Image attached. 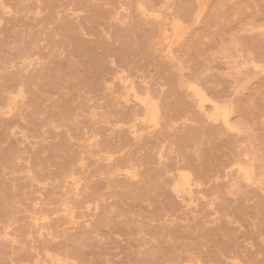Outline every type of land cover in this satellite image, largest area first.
Listing matches in <instances>:
<instances>
[{"label": "rangeland", "instance_id": "1", "mask_svg": "<svg viewBox=\"0 0 264 264\" xmlns=\"http://www.w3.org/2000/svg\"><path fill=\"white\" fill-rule=\"evenodd\" d=\"M144 2L0 0V264H264V0ZM144 5H149L148 9ZM154 26L156 29H152ZM171 83L176 84L175 90L169 86ZM85 102L96 107H87ZM181 108L186 109L184 114ZM214 124L216 127H212ZM190 126H194V132ZM101 128L106 131L103 133ZM251 128L253 132L247 133ZM145 138L150 146H146ZM226 139L232 140L227 143ZM177 146L179 150H174ZM99 161L102 164H97ZM252 163L263 170L260 172ZM160 165L165 169L163 175ZM91 189L96 193L91 195ZM127 190L132 192L131 198ZM215 201L221 203L215 205Z\"/></svg>", "mask_w": 264, "mask_h": 264}, {"label": "bare ground", "instance_id": "2", "mask_svg": "<svg viewBox=\"0 0 264 264\" xmlns=\"http://www.w3.org/2000/svg\"><path fill=\"white\" fill-rule=\"evenodd\" d=\"M140 1H142V0H140ZM148 1H150V0H148ZM146 2H147V0H146ZM146 2H144V3H146ZM144 3H143V4H144ZM147 4H149V3H147ZM141 5H142V4H141ZM138 6H139V5H138ZM144 6H145V5H144ZM147 6H149V5H147ZM147 6H145V7L147 8ZM142 7H143V6H142ZM143 8H144V7H143ZM143 8H142V10H143ZM137 9H138V8H137ZM147 9H148V8H147ZM149 9H150V8H149ZM183 10H185V9H183ZM183 10H182V11H183ZM185 12H186V11H184V13H185ZM188 14H190V13L188 12ZM128 15H129V14H128ZM137 15H138V14H137ZM144 15H145V14H144ZM181 15L184 16L183 13H182ZM129 16H130V15H129ZM117 18L119 19L118 16H117ZM131 19H133L132 16H131ZM131 19H130V20H131ZM177 20H178V19H177ZM133 21H136V19H135V20L133 19ZM137 21H138V18H137ZM133 23H134V22H133ZM130 24H131V23H130ZM134 24H135V23H134ZM172 24H173V23H172ZM138 25H140L139 22H138ZM138 25H137V27H138ZM79 26H80V25H79ZM77 27H78V26H77ZM133 27H136V26H133ZM133 27H132V28H133ZM132 28H131V29H132ZM66 29H67V28H66ZM70 29H72V28H70ZM70 29H69V27H68V30H70ZM134 29H135V28H134ZM152 29H156V27L154 26V28L152 27ZM63 30H64V29H63ZM132 30H133V29H132ZM173 30H174V28L172 29V31H173ZM65 32H67V30H66ZM171 37H173V36H171ZM171 37H170V38H171ZM147 39H148V38H147ZM143 40H144V39H142V41H143ZM175 40H176V39H175ZM81 41H83V40H81ZM145 41H146V40H145ZM145 41H144V42H145ZM84 43H85V42H84ZM81 44H82V42H81ZM87 44H88V43H87ZM125 44H126V43H125ZM144 44H145V43H144ZM83 45H84V44H83ZM83 45H82V46H83ZM80 46H81V45H80ZM80 48H81V47H80ZM176 48H177V47H176ZM237 48H238V47H237ZM262 48H264V47H262ZM262 48H261V49H262ZM165 49H167V48H165ZM173 49H174V48H173ZM187 49H188V48H187ZM239 49H240V47H239ZM242 49H243V48H242ZM124 50H125V49H124ZM248 50H249V49H248ZM250 50H252V49H250ZM259 50H260V48H259ZM84 51H85V50H84ZM87 51H88V50H87ZM122 51H123V50H122ZM233 51H234V50H233ZM262 51H263V50H262ZM89 52H90V48H89ZM123 52H124V51H123ZM126 52H128V51L126 50ZM177 52H178V49H177ZM223 52L225 53L226 51L224 50ZM227 52H229V51H227ZM231 52H232V51H231ZM243 52H244V50H243ZM243 52H242V53H243ZM254 52H255V51H254ZM254 52H252V53H254ZM85 53H86V52H85ZM128 53H129V52H128ZM193 53H194V52H193ZM233 53H234V52H233ZM89 54H90V53H89ZM228 54H229V53H228ZM231 54H232V53H231ZM234 54H235V53H234ZM234 54H233V57H234ZM236 54H237V53H236ZM127 55H128V54H127ZM224 55H225V54H224ZM224 55H223V56H224ZM241 55H242V54H241ZM91 56H92V55H91ZM93 56H94V55H93ZM98 56H99V55H98ZM123 56H124V55H123ZM180 56H181V55H180ZM226 56H227V53H226ZM228 56H229V55H228ZM228 56L226 57V58H227V59H226L227 61L230 60V59L228 58ZM243 56H244V55H243ZM253 56H254V54H253ZM255 56H256V55H255ZM263 56H264V55H263ZM85 57H86V56H85ZM87 57H88V56H87ZM94 57H95V56H94ZM121 57H122V56H121ZM124 57H126V56H124ZM124 57H122L123 60L125 59ZM224 57H225V56H224ZM230 57H232V55H230ZM256 57H257V56H256ZM256 57H253V58L256 59ZM259 57H260V55H259ZM98 58H100V57H98ZM126 58H127V57H126ZM248 58H249V57H248ZM253 58H252V59H253ZM262 58H264V57H262ZM262 58H259V59L262 60ZM238 59H240V58H238ZM245 59L247 60V58H245ZM255 59H254V61L257 60V59L255 60ZM259 59H258V60H259ZM125 60H126V59H125ZM125 60H124V61H125ZM180 60H181V59H180ZM241 60H242V59H241ZM248 60H249V59H248ZM232 61H233V60H232ZM239 61H240V60H239ZM239 61H238V63H239ZM263 61H264V60H263ZM263 61H262V62H263ZM233 62H234V61H233ZM260 62H261V61H260ZM125 63H127V61H126ZM238 63H236V65H237ZM182 64H183V63H182ZM230 64H231V61H230ZM232 64H233V63H232ZM101 65H102V64H101ZM126 66H127V65H126ZM156 66H157V65H156ZM230 66H232V65H230ZM230 66H229V68H230ZM136 67H137V66H136ZM227 67H228V65H227ZM232 67H233V66H232ZM239 67H240V66H239ZM248 67H250V66H248ZM251 67H252V66H251ZM122 68H123V67H122ZM156 68L159 69V67H156ZM168 68H169V67H168ZM168 68H167V69H168ZM229 68H228V71H227V72H230V71H229ZM163 69H164V68H163ZM201 69H203V68H201ZM207 69H208V68H207ZM230 69H231V68H230ZM234 69H235V66H234ZM244 69H246V68H244ZM247 69H248V68H247ZM98 70H100V69H98ZM101 70H102V69H101ZM114 70H115V69H114ZM204 70H205V69H204ZM232 70H233V68H232ZM242 70H243V69H241V71H242ZM248 70H250V69H248ZM251 70H253V69H251ZM115 71H118V70H115ZM126 71H127V70H126ZM164 71H165V70H164ZM182 71H183V67H182ZM244 71L246 72V70H244ZM244 71H242V72H244ZM188 72H189V70H188ZM242 72H241V73H242ZM115 73H116V72H115ZM186 73H187V72H186ZM205 73H206V72H205ZM205 73H204V75H205ZM248 73H249V72H248ZM251 73H252V71H251ZM251 73H249L248 76H249ZM169 74H170V73H169ZM171 74H172V73H171ZM184 74H185V73H184ZM189 74L191 75V72H190ZM193 74H194V73H193ZM198 74H199V73H198ZM207 74H208V73H207ZM245 74H246V73H245ZM245 74H244V76H245ZM167 75H168V74H167ZM186 75H187V74H186ZM201 75H202V73H201ZM208 75H209V74H208ZM227 75H228V74H227ZM130 76H131V75H130ZM172 76H174V75L172 74ZM175 76H177V75H175ZM194 76H195V75H193V77H194ZM202 76H203V75H202ZM206 76H207V75H206ZM239 76H240V74H239ZM252 76H253V75H252ZM252 76H251V77H252ZM115 77H116V76H115ZM161 77H162V76H161ZM163 77H165V76H163ZM190 77H191V76H190ZM197 77H198V76H197ZM232 77H233V76H232ZM167 78H169V77H167ZM170 78H171V77H170ZM203 78H204V76H203ZM203 78H202V80H203V82L205 83V81H204L205 79H203ZM238 78H240V77H237V79H238ZM242 78H243V76H242ZM244 78H246V77H244ZM171 79H172V78H171ZM173 79H174V78H173ZM175 79H176V78H175ZM177 79H178V78H177ZM196 79H198V78H196ZM228 79H229V78H228ZM230 79H231V77H230ZM232 79H234V77H233ZM235 79H236V77H235ZM165 80L167 81V79H165ZM181 80H182V79H181ZM200 80H201V79H200ZM200 80L198 79L197 82H198V81L200 82ZM212 80H213V79H212ZM212 80H210L209 82L212 83V82H211ZM239 80H241V78H240ZM239 80H238V81H239ZM135 81H136V80H135ZM166 81H165L164 83H167V82H168V81H167V82H166ZM173 81H174V80H173ZM183 81H184V80H183ZM193 81H195V80H193ZM236 81H237V80H236ZM97 82H98V81H97ZM101 82H102V81H101ZM136 82H138V81H136ZM170 82H172V80H171ZM174 82L177 83V81H174ZM184 82H185V81H184ZM239 82H240V81H239ZM239 82H238V83H239ZM117 83H118V82H117ZM133 83H135V82H133ZM159 83L161 84V82H159ZM204 83H203V84H204ZM210 83H209L208 85H210ZM99 84H100V83H99ZM148 84H151V82H149ZM172 84H173V83L169 84V86L171 85V86L173 87V89H174V87H175L176 84H174V85H172ZM177 84H178V83H177ZM200 84H201V83H199V85H200ZM206 84H207V83H206ZM214 84H215V83H214ZM217 84H218V83H217ZM217 84H216V85H217ZM229 84H230V83H229ZM104 85H105V84H104ZM163 85H164V84H163ZM201 85H202V84H201ZM204 85H205V84H204ZM208 85H207V86H208ZM212 85H213V84H212ZM212 85H210V86H212ZM232 85H233V84H232ZM235 85H236V84H235ZM136 86H137V84H136ZM140 86H141V85H140ZM156 86H157V85H156ZM214 86H215V85H214ZM230 86H231V85H230ZM236 86H237V85H236ZM240 86H241V85H240ZM103 87H104V86H103ZM137 87H138V86H137ZM181 87H182V86H181ZM181 87H180V88H181ZM212 87H213V86H212ZM215 87H216V86H215ZM228 87H229V85H228ZM228 87H227V88H228ZM138 88H139V87H138ZM156 88H157V87H156ZM140 89H141V88H139L138 90L140 91ZM157 89H158V88H157ZM157 89L155 90V88H154V90L156 91V94H157V91H159V89H158V90H157ZM169 89H170V88H169ZM203 89H204V88H203ZM215 89H216V88H215ZM229 89H230V87L228 88V90H229ZM136 90H137V88H136ZM138 90H137V92H138ZM141 90H142V89H141ZM163 90H164V89H163ZM174 90H175V89H174ZM174 90H172V91L175 93L176 91H174ZM195 90H196V89H195ZM195 90H194V91H195ZM208 90H209V89H207V92H208ZM237 90H238V89H237ZM112 91H113V89H112ZM122 91H123V90H122ZM151 91H152V90H151ZM155 91H154L153 93H155ZM165 91H166V90H165ZM167 91H169V90H167ZM167 91H166V92H167ZM172 91H171V92H172ZM204 91H205V90H204ZM209 91H210V90H209ZM211 91H212V90H211ZM232 91H233V90H232ZM232 91H231V92H232ZM140 92H141V91H140ZM142 92H143V91H142ZM187 92H188V96H189V95H190V94H189L190 92H189V91H187ZM226 92H227V91H226ZM138 93H139V92H138ZM163 93L165 94V92H163ZM205 93H206V92H205ZM220 93H221V92H220ZM232 93H233V92H232ZM156 94H155V95H156ZM171 94H172V93H171ZM171 94H170V97H171ZM196 94H198V93H196ZM207 94H208V93H207ZM218 94H219V93H218ZM234 94H235V93H234ZM107 95H108V94H107ZM151 95H152V94H151ZM155 95L153 94V96H155ZM165 95H167V94H165ZM176 95H177V94H176ZM181 95H182V94H181ZM185 95H187V94H185ZM211 95H212V94H211ZM219 95H220V94H219ZM226 95H227V94H226ZM226 95H225V96H226ZM232 95H233V94H232ZM160 96H161V95H160ZM179 96H180V95H178V97H179ZM198 96H199V95H198ZM209 96H210V95H209ZM225 96H223V97H225ZM227 96H228V95H227ZM227 96H226V97H227ZM236 96H237V95H236ZM166 97H167V96H166ZM185 97H186V96H185ZM189 97H193V96L190 95ZM220 97H221V96H220ZM230 97H232V96H228V98H230ZM237 97H238V96H237ZM85 98H86V97H85ZM168 98H169V96H168ZM173 98H176V97H173ZM181 98H182V96H181ZM199 98H201V97H198V99H199ZM234 98H236V97H234ZM83 99H84V98H82V100H83ZM86 99H87V98H86ZM88 99H89V98H88ZM160 99H161V97H160ZM171 99H172V98H171ZM190 99L193 101V100H194V97H193V99H192V98H190ZM216 99H218V98H216ZM223 99H224V98H223ZM174 100H175V99H174ZM177 100H178V99H177ZM177 100H176V101H177ZM180 100H181V99H180ZM180 100H179V101H180ZM183 100H184V98H183ZM206 100H207V99H206ZM220 100H221V99H220ZM131 101H133V100H131ZM171 101H172V100H171ZM187 101L190 102V103L192 102V101H189V100H187ZM217 101H219V100H217ZM232 101H233V100H232ZM237 101H238V100H237ZM140 102H141V101H140ZM235 102H236V100L234 101V103H235ZM238 102H239V101H238ZM238 102H237V105H238ZM82 103H83V102H82ZM85 103H87V104H85ZM85 103H84V104L87 105V107H89L88 105H90V107L92 106V104H88V102H85ZM119 103H120V101H119ZM134 103H135V101H134ZM166 103H167V100H166ZM168 103H169V102H168ZM180 103H181V102H180ZM190 103H189V106H190ZM232 103H233V102H232ZM136 104H137V102H136ZM178 104H179V103H178ZM191 104H192V103H191ZM85 105H83V106H85ZM110 105H111V104H110ZM128 105H129V104H128ZM170 105H172V104H170ZM174 105H176V102H175ZM233 105H234V104H233ZM233 105H232V106H233ZM237 105H236V107H238ZM129 106H130V109H131V105H129ZM129 106H128V107H129ZM133 106H134V105H133V103H132V108H133ZM139 106H140V105H139ZM139 106H138V107H139ZM179 106H180V104H179ZM182 106H183V105H182ZM187 106H188V105H187ZM207 106H208V105H207ZM207 106H206V108H208ZM209 106H210V105H209ZM234 106H235V105H234ZM87 107H86V110L88 109V112H89V108H87ZM92 107H93V106H92ZM95 107H96V106H95ZM95 107H93V108H95ZM104 107H105V106H104ZM128 107H127V108H128ZM140 107H141V106H140ZM166 107H167V105H166ZM175 107H176V106H175ZM204 107H205V106H204ZM225 107H227V106H225ZM118 108H119V107H118ZM167 108H168V107H167ZM176 108H177V107H176ZM185 108H187V107H185ZM234 108H235V107H234ZM137 109H138V108H137V106H136V112H137ZM139 109H140V108H139ZM160 109H161V108H160ZM162 109H163V108H162ZM172 109H173V108H172ZM172 109H171V112H173ZM174 109H175V108H174ZM174 109H173V110H174ZM181 109H182V108H181ZM235 109H236V108H235ZM125 110H126V109H125ZM140 110H141V109H140ZM168 110H169V109H167V112H168ZM175 110H176V109H175ZM182 110H183V114H184V111H185L186 109H185V110L182 109ZM233 110H234V109H233ZM127 111H128V110H126V112H127ZM138 111H139V110H138ZM234 111H235V110H234ZM234 111H233V112H234ZM238 111H239V110H238ZM81 112H83V110H82ZM84 112H85V110H84ZM88 112H86V114H87ZM96 112H98V111H96ZM160 112H161V110H160ZM195 112H196V111H195ZM222 112L225 113L226 111H222ZM252 112H253V111H252ZM128 113H130V112H128ZM138 113H139V112H138ZM180 113H181V112H180ZM193 113H194V112H193ZM241 113H242V112H241ZM248 113H251V112L248 111ZM248 113H247V114H248ZM111 114H112V113H111ZM115 114H116V112H115ZM122 114L125 115V113H122ZM126 114H127V113H126ZM131 114H132V113H131ZM177 114H179V113L177 112ZM194 114H195V113H194ZM239 114H240V113H239ZM245 114H246V113H245ZM127 115H129V114H127ZM159 115H160V114H159ZM167 115H168V117H170V114H167ZM199 115H200V114H199ZM234 115H235V114H234ZM234 115H233V116H234ZM248 115H249V114H248ZM248 115H246V118L248 117ZM254 115H255V114H254ZM90 116H91V115H90ZM90 116H89V117H90ZM129 116H130V115H129ZM174 116H175V114H174ZM178 116H179V115H178ZM190 116H191V115H190ZM192 116H193V114H192ZM231 116H232V115H231ZM233 116H232V117H233ZM242 116L244 117V115H242ZM83 117H85V116H83ZM124 117H126V116H124ZM135 117H136V116H135ZM166 117H167V116H166ZM171 117H172V116H171ZM188 117H189V116H188ZM193 117H194V116H193ZM193 117H192V118H193ZM197 117H198V115H197ZM225 117H226V116H225V114H224V118H225ZM240 117H241V116H240ZM127 118H128V117H127ZM161 118H162V116H161ZM163 118H164V117H163ZM163 118H162V119H163ZM192 118L190 117V120H191ZM238 118H239V117H238ZM249 118H250V117H249ZM84 119H85V118H84ZM90 119H91V117H90ZM90 119H89V120H90ZM123 119H124V118H122V120H123ZM125 119H126V118H125ZM169 119H170V118H169ZM203 119H204V118H203ZM231 119H232V118H231ZM239 119H240V118H239ZM110 120H111V119H110ZM117 120H118V119H117ZM119 120H121V118H120ZM171 120H172V119H171ZM173 120H177V119H173ZM218 120H219V119H218ZM233 120H235V117H234ZM90 121H91V120H90ZM123 121H124V120H123ZM123 121H122V122H123ZM126 121H127V120H126ZM128 121H129V120H128ZM163 121H164V120H163ZM163 121H162V122H163ZM197 121H198V120H197ZM197 121H196V122H197ZM200 121H202V120L199 119L198 122H200ZM238 121H239V120H238ZM242 121H243V120H242ZM253 121H254V120H253ZM111 122H112V121H111ZM160 122H161V121H160ZM165 122H167V120H166ZM204 122H205V121H204ZM234 122H235V121H234ZM240 122H241V121H240ZM249 122H250V121H249ZM251 122H252V121H251ZM123 123H124V122H123ZM217 123H218V122H217ZM236 123H237V122H236ZM51 124H52V123H51ZM124 124H125V123H124ZM124 124H123V125H124ZM186 124H187V123H186ZM207 124H208V123H207ZM218 124H219V123H218ZM237 124H238V126H239L240 123H237ZM242 124H244V123H242ZM253 124H254V122H253ZM83 125H85V123H84ZM194 125H195V124H194ZM199 125H201V124H199ZM199 125H198V126H199ZM208 125H209V124H208ZM214 125H215V124H214ZM214 125H212V127H216L217 124H216L215 126H214ZM220 125H221V123H220ZM244 125H245V124H244ZM244 125H243V127L246 126V125H245V126H244ZM53 126H56V125H53ZM102 126H103V125H102ZM102 126H101V127H102ZM159 126H160V125H159ZM163 126H164V124H163ZM178 126H180V125H178ZM178 126H177V128H178ZM187 126H189V125H187ZM196 126H197V125H196ZM247 126H248V125H247ZM252 126H254V125H252ZM85 127H89V126H86V125H85ZM91 127H92V126H91ZM98 127H100V126H98ZM160 127H161V126H160ZM192 127H194V126H192ZM192 127L190 126L191 129H192ZM208 127H209V129H207V130H210V127H211V126H208ZM217 127H218V126H217ZM239 127H242V126H239ZM82 128H83V127H82ZM102 128H103V127H102ZM102 128H101V129H102ZM105 128H106V130H107V129H108V126H107V127L105 126ZM109 128H110V127H109ZM163 128H164V127H163ZM190 128H189V129H190ZM196 128H197V127H196ZM199 128H200V127H199ZM218 128H219V127H218ZM220 128H221V127H220ZM247 128H249V127H247ZM85 129H86V128H85ZM90 129H91V128H90ZM92 129H93V127H92ZM187 129H188V128H186V130H187ZM200 129H201V128H200ZM211 129H212V128H211ZM216 129H217V128H216ZM223 129H224V128H223ZM223 129L221 128L222 131H223ZM239 129H240V128H239ZM242 129H244V128H242ZM83 130H84V129H83ZM86 130H87V129H86ZM97 130H98V129H97ZM102 130H103V133H104V131H106V130H104V129H102ZM129 130H130V129H129ZM129 130H128V133L131 131V130H130V131H129ZM158 130H159V129H158ZM184 130H185V129H184ZM184 130H183V132H184ZM201 130H203V127H202ZM201 130H199V131H201ZM213 130H214V129H213ZM213 130H210V131H212L211 133H213ZM217 130H218V129H217ZM217 130H216V131H217ZM221 130H220V131H221ZM224 130H225V129H224ZM248 130H249V129H248ZM248 130H247V131H248ZM251 130H252V128H251ZM253 130H254V129H253ZM253 130H252V131L249 130L247 133H249V132H253ZM88 131H89V130H88ZM92 131H93V130H92ZM100 131H101V130H100ZM100 131H99V132H100ZM154 131H155V130H154ZM162 131H163V130H162ZM187 131H188V130H187ZM189 131H190V130H189ZM192 131H193V129H192ZM86 132H87V131H86ZM99 132H98V134H99ZM101 132H102V131H101ZM121 132H122V131H120V133H121ZM123 132H124V131H123ZM126 132H127V131H126ZM152 132H153V131H152ZM156 132H157V131H156ZM156 132H155V133H156ZM193 132H194V131H193ZM193 132H192V133H193ZM197 132H198V131H197ZM203 132H204V131H203ZM203 132H202V133H203ZM225 132H226V130L224 131V133H225ZM245 132H246V131H245ZM103 133H101V134H103ZM124 133H125V132H124ZM124 133H123V134H124ZM128 133H126V134H128ZM160 133H161V134H164V133H162V132H160ZM187 133H188V132H187ZM190 133H191V132H190ZM217 133H218L217 136H219V133H220V132H217ZM217 133H216V134H217ZM227 133H228V132H227ZM255 133H256V132H255ZM123 134H122V135H123ZM178 134H179V133H178ZM181 134H182V133H181ZM193 134H194V133H193ZM198 134H199V133H198ZM214 134H215V131H214ZM252 134H253V133H252ZM82 135H83V134H82ZM99 135H100V134H99ZM144 135H145V134H144ZM153 135H154V134H153ZM157 135H158V134H157ZM157 135H156V136H157ZM182 135H183V134H182ZM184 135H185V134H184ZM188 135H189V133H188ZM188 135H187V136H188ZM202 135H203V134H201V136H202ZM246 135H247V134H246ZM248 135L250 136L251 134H248ZM248 135H247V136H248ZM253 135H254V134H253ZM253 135L250 136V137H253ZM119 136H121V135H119ZM147 136H148V135H147ZM156 136H155V137H156ZM174 136H176V135H174ZM177 136H178V135H177ZM179 136H180V135H179ZM185 136H186V135H185ZM196 136H197V134H196ZM198 136H199V135H198ZM210 136H211V134H210ZM212 136H213V135H212ZM228 136H229V134H228ZM230 136H231V132H230ZM242 136H244V134H243ZM255 136H256V135H255ZM101 137H102V135H101ZM123 137H125V136H123ZM144 137H145V136H144ZM144 137H143V138H144ZM148 137H149V136H148ZM190 137H191V136H190ZM192 137H193V136H192ZM194 137H195V136H194ZM232 137L236 138L234 135H233ZM238 137H239V135H238ZM245 137H246V136H245ZM256 137H258V138L260 139L259 136H256ZM81 138H83V137L81 136ZM104 138H105V137H104ZM107 138H108V137H107ZM107 138H106V139H107ZM120 138H122V137H120ZM128 138H129V137H128ZM150 138H151V137H150ZM156 138H157V137H156ZM158 138H160V137L158 136ZM203 138H204V137H203ZM203 138H201V141H202ZM214 138H215V136H214ZM230 138H231V137H230ZM234 138H233V139H234ZM247 138H248V137H247ZM258 138H257V139H258ZM151 139H152V138H151ZM151 139H149V140L151 141ZM175 139H176V138H175ZM175 139H173V140L175 141ZM188 139H189V138H188ZM197 139H198V138H197ZM240 139H242V138H240ZM250 139H252V138H250ZM253 139H254V138H253ZM100 140H101V139H100ZM102 140H104V139L102 138ZM120 140H121V139H120ZM122 140H126V139L123 138ZM146 140H147V139L145 138V141H146ZM161 140H162V138H161ZM173 140H172V141H173ZM178 140H179V139H178ZM178 140H177V141H178ZM184 140H185V139H184ZM184 140H183V141H184ZM195 140H196V138H195ZM227 140H228V141H227ZM229 140H232V139H226L227 143L229 142ZM235 140H236V139H235ZM245 140H246V139H245ZM247 140H248V139H247ZM260 140H261V139H260ZM260 140H259V141H260ZM105 141H106V140H105ZM107 141H108V140H107ZM107 141H106V143H107ZM128 141H129V140H128ZM143 141H144V140H143ZM145 141H144V142H145ZM153 141H154V140H152V142H153ZM190 141H191V140H190ZM199 141H200V140H198V142H199ZM208 141H209V140H207V142H208ZM236 141H237V140H236ZM240 141H241V140H240ZM249 141H250V140H249ZM251 141H252V140H251ZM257 141H258V140H257ZM259 141H258V142H259ZM98 142H99V141H98ZM121 142H122V141H121ZM141 142H142V141H141ZM146 142H147V141H146ZM146 142H145V144H146ZM178 142H179V141H178ZM184 142L186 143V141H184ZM193 142H194V140H193ZM193 142H192V143H193ZM202 142H203V141H202ZM202 142H201V143H202ZM207 142H206V143H207ZM253 142H254V140H253ZM255 142H256V140H255ZM103 143H104V141L102 142V144H103ZM108 143H109V142H108ZM122 143H123V142H122ZM122 143H120V144L122 145ZM125 143H128V142H125V141H124V144H125ZM190 143H191V142H190ZM215 143H216V141H215ZM230 143H231V142H230ZM234 143H235V141H234ZM251 143H252V142H251ZM98 144L100 145L101 142L98 143ZM104 144H105V143H104ZM153 144H154V145H153ZM155 144H156V143H155V141H154V143H152V145L155 146ZM182 144H183V143H182ZM187 144H188V143H187ZM187 144H185V145H187ZM195 144H197L196 141H195ZM204 144H205V143H204ZM254 144H255V143H254ZM257 144H258V143H257ZM113 145H114V144H113ZM118 145H119V144H118ZM147 145H149L148 142H147L146 146H147ZM173 145H174V144H173ZM183 145H184V144H183ZM191 145H192V144H191ZM211 145L214 146V142H213V144H211ZM235 145H236V144H235ZM248 145H249V144H248ZM251 145H252V144H251ZM259 145H262V144H260V142H259ZM96 146H97V145H96ZM100 146H102V145H100ZM108 146H109V145H108ZM122 146H123V145H122ZM125 146H126V145H125ZM142 146H143V144H142ZM149 146H150V145H149ZM179 146H180V145H179ZM200 146H201V145H200ZM231 146H234V144L231 145ZM245 146H247V145H245ZM245 146H244V147H245ZM255 146H256V144H255ZM255 146H253V149H254ZM263 146H264V145H263ZM105 147H106V145H105ZM117 147H118V146H117ZM119 147H120V146H119ZM175 147H176V146H175ZM181 147H182V146H180L179 148H181ZM183 147H184V146H183ZM236 147H237V146H236ZM242 147H243V146H242ZM248 147H249V146H248ZM98 148H99V147H98ZM100 148L102 149L103 147H100ZM112 148H113V147H112ZM120 148H121V147H120ZM120 148H119V149H120ZM129 148H130V147H129ZM139 148H140V147H139ZM148 148H149V147H148ZM151 148H152V146H151ZM151 148H149V149L151 150ZM185 148H188V145H187V147L185 146ZM232 148H233V147H232ZM53 149L55 150V149H57V148H53ZM53 149H52V150H53ZM104 149H106V148H104ZM104 149H103V150H104ZM116 149H117V148H116ZM134 149H135V148H134ZM143 149H144V148H143ZM143 149H142V150H143ZM145 149H147V148H145ZM149 149H148V150H149ZM177 149H178V146H177V148L174 149V150H177ZM183 149H184V148H183ZM183 149H182V150H183ZM192 149H193V148H192ZM192 149H191V151H192ZM195 149H197V148L195 147ZM195 149H194L193 151H195ZM200 149H201V148H200ZM200 149H199V150H200ZM234 149L236 150V148H234ZM234 149H231V150L233 151ZM247 149H248V148H247ZM250 149H252V146H251V148H249L248 151H250ZM255 149H257V148H255ZM262 149H263V148H262ZM54 150H53V151H54ZM57 150H58V149H57ZM57 150H56V151H57ZM111 150H112V149H111ZM178 150H179V149H178ZM180 150H181V149H180ZM202 150H203V148H202ZM237 150H238V149H237ZM240 150L242 151L241 146H240ZM56 151H55V152H56ZM96 151H97V150H96ZM117 151H118V150H117ZM238 151H239V150H238ZM241 151H239V153H241ZM112 152H114V151H112ZM115 152H116V151H115ZM124 152H125V151H124ZM136 152H137V151H136ZM144 152H145V151H143V153H144ZM184 152H186V151L184 150ZM197 152H200V151H197ZM234 152H235V151H234ZM245 152H246V151H245ZM250 152H251V151H250ZM250 152H248V153H250ZM254 152H255V151H254ZM254 152H253V154H254ZM257 152H258V151H257ZM51 153H52V152H50V154H51ZM62 153H63V152H62ZM62 153H61V155H62ZM83 153H84V152H83ZM131 153L133 154V151H132ZM143 153H142V154H143ZM179 153H182V151H180ZM186 153H187V152H186ZM232 153H233V152H232ZM255 153H256V152H255ZM58 154L60 155L59 150H58ZM58 154H57V155H58ZM139 154H140V153H139ZM190 154H191V153H190ZM197 154H198V153H197ZM197 154H196V155H197ZM199 154H200V153H199ZM199 154H198V155H199ZM201 154H202V153H201ZM228 154H229V153H228ZM234 154H236V153H234ZM242 154H243V153H242ZM257 154H259V152H258ZM260 154H261V153H260ZM263 154H264V153H263ZM52 155H53V154H52ZM52 155H51V156L48 155V156L50 157V159H51V158L53 159V158L55 157L54 155H53L54 157H53ZM64 155H65V154H64ZM126 155H127V153H126ZM145 155H146V154H145ZM173 155H174V154H173ZM238 155H239V154H238ZM248 155H249V154H248ZM127 156H128V155H127ZM132 156H133V155H132ZM176 156H177V155H176ZM176 156H173V157H176ZM194 156H195V155H194ZM200 156L202 157V155H200ZM234 156H235V155H234ZM234 156H233V157H234ZM254 156L256 157V155H254ZM58 157H59L60 159L63 158L62 160H65V159H66V158H64L63 156H62V157H61V156H58ZM58 157L55 158V160L59 159ZM118 157H119V156H118ZM130 157H131V156H130ZM138 157H139V156H138ZM173 157H172V158H173ZM255 157H254V158H255ZM257 157H258V156H257ZM260 157H261V156H260ZM114 158H115V157H114ZM116 158H117V157H116ZM120 158H121V157H120ZM131 158H132V157H131ZM133 158H134V157H133ZM150 158H151V157H150ZM184 158H185V156H184ZM196 158H197V157H196ZM220 158H221V157H220ZM225 158H226V157H225ZM225 158H224V159H225ZM229 158H230V157H229ZM238 158L241 160L240 157H238ZM243 158H244V157H243ZM247 158H248V156H247ZM249 158H250V156H249ZM258 158H259V157H258ZM258 158H257V159H258ZM262 158H264V157H262ZM102 159H103V158H102ZM118 159H119V158H118ZM121 159H124V157L121 158ZM126 159H127V158H126ZM174 159H175V158H173V160H174ZM178 159H180V158L178 157ZM222 159H223V158H222ZM236 159H237V158H236ZM250 159H251V158H250ZM257 159H255V160H257ZM68 160H69V159H68ZM142 160H143V159H141V161H142ZM173 160L171 159L172 162H173ZM197 160H199V157H198ZM227 160H228V159H227ZM232 160H233V159H232ZM232 160L230 161V159H229L230 162H232ZM245 160H246V159H245ZM259 160H260L259 163H261L262 160H261V159H259ZM57 161H58V160H57ZM92 161H93V160H92ZM114 161H115V160H113L112 162H114ZM117 161H118V160H117ZM120 161H121V160H120ZM120 161H119V162H120ZM124 161H125V160H124ZM126 161H127V160H126ZM182 161H184V160H182ZM192 161H193V160H191V162H192ZM243 161H244V160H243ZM243 161L241 160L240 162H243ZM247 161H248V159L245 161V163H246ZM252 161H253V159H252ZM59 162L61 163V161H59ZM66 162H68V161H66ZM69 162H70V161H69ZM112 162H111V163H112ZM119 162H116V161H115V163H119ZM136 162H137V161H136ZM165 162H166V161H165ZM177 162H178V161H177ZM177 162H176V163H177ZM201 162H202V161H201ZM217 162H218V161H217ZM255 162L257 163V161H255ZM60 163H58V164H60ZM89 163H90V162H89ZM89 163H88V164H89ZM92 163H93V162H92ZM98 163H101V161L97 162V164H98ZM105 163H106V162H105ZM108 163H109V162H108ZM111 163H110V164H111ZM115 163L113 164V166L115 165ZM134 163H135V162H134ZM139 163H141V162H139ZM145 163H146V162H145ZM166 163L168 164V161H167ZM180 163H181V162H180ZM183 163H185V162H183ZM183 163H182V164H183ZM226 163H227V161H226ZM253 163H254V162H253ZM253 163H252V165L256 167V164L254 165ZM48 164H49V163H48ZM63 164H64V163H63ZM71 164H72V163H71ZM90 164H91V163H90ZM90 164H89V166H90ZM101 164H102V163H101ZM110 164H109V165H110ZM125 164H126V162H125ZM125 164H124V165H125ZM164 164H165V163H164ZM167 164H166V166H167ZM186 164H188V163H186ZM219 164H221V163H219ZM219 164H218V165H219ZM227 164H228V163H227ZM229 164H230V163H229ZM229 164H228V165H229ZM68 165H69V164H68ZM86 165H87V164H86ZM116 165H117V164H116ZM177 165H178V164H177ZM183 165H184V164H183ZM188 165H189V164H188ZM188 165H187V166H188ZM198 165H202V164H198ZM257 165H258V164H257ZM261 165H262V164H261ZM51 166H52V165H51ZM57 166H58V165H57ZM96 166H97V165H95V167H96ZM113 166H112V167H113ZM161 166H162V165H160V167H161ZM163 166H164V165H163ZM166 166H165V167H166ZM181 166H182V165H181ZM210 166H211V165H210ZM219 166H221V165H219ZM219 166H218V167H219ZM225 166H227V165H225ZM263 166H264V165H263ZM263 166H261V167H263ZM49 167H50V166H49ZM60 167H61V166H60ZM87 167H88V165H87ZM117 167H118V166H117ZM119 167H121V165H120ZM158 167H159V166H158ZM165 167H164V168H165ZM167 167H168V166H167ZM176 167H177V166H176ZM196 167H197V166H196ZM196 167H195V168H196ZM207 167H208V166H207ZM214 167H215V166H214ZM218 167H217V168H218ZM223 167H224V165H223ZM255 167H253V170H254ZM259 167H260V166H259ZM259 167H258V168H259ZM67 168L69 169V167H67ZM98 168H99V166H98ZM101 168H102V166H101ZM103 168H105V167H103ZM103 168H102V169H103ZM110 168H111V165H110ZM161 168H162V167H161ZM183 168H184V167H183ZM186 168H187V167H185V169H186ZM220 168H221V167H220ZM235 168H236V167H235ZM256 168H257V167H256ZM258 168H257V169H258ZM53 169H54V168H53ZM55 169H56V168H55ZM57 169H60V168H57ZM93 169H94V167H93ZM107 169H108V168H107ZM111 169H112V168H111ZM113 169H114V168H113ZM147 169H148V168H147ZM157 169H158V168H157ZM157 169H156V170H157ZM170 169H171V168H170ZM176 169H177V168H176ZM176 169H175V170H176ZM198 169H199V168H198ZM222 169H223V168H222ZM257 169H256V170H257ZM259 169H260V168H259ZM49 170H50V169H49ZM61 170H63V169L61 168ZM89 170H90V169H89ZM153 170H154V169H153ZM159 170H160V169H158V171H159ZM164 170H165V169H164ZM164 170H163V168H162V171H160V172L162 173ZM168 170H169V167H168ZM173 170H174V168H173ZM204 170H205V169H204ZM207 170H208V169H207ZM214 170H215V169H214ZM218 170H220V169H218ZM233 170H235V169H232L231 171L233 172ZM262 170H263V168H262ZM262 170L260 169V172H261ZM73 171H74V169H73ZM90 171H91V170H90ZM95 171H99V170H98V169H97V170L95 169ZM158 171H157V172H158ZM193 171H194V170H193ZM196 171H197V170H196ZM199 171H200V170H199ZM210 171H211V168H210ZM221 171H222V170H221ZM221 171H220V172H221ZM229 171H230V170H229ZM50 172H51V171H49V173H50ZM67 172H68V171H67ZM87 172H89V171L87 170ZM92 172H93V170H92ZM105 172H106V171H105ZM107 172H108V171H107ZM152 172H153V171H152ZM211 172H214V171H211ZM217 172H218V171H217ZM253 172L256 173V172H259V171H256V172L253 171ZM73 173H74V172H73ZM154 173H155V172H154ZM190 173H191V172H190ZM209 173H210V172H209ZM214 173H215V172H214ZM222 173H223V172H222ZM222 173H218V174H222ZM230 173H231V172H230ZM233 173H234V172H233ZM74 174H75V173H74ZM88 174L90 175V173H88ZM205 174H206V173H205ZM263 174H264V173H263ZM263 174H261V175L264 176ZM50 175H51V174H50ZM63 175H64V174H63ZM89 175H86V177L88 178ZM93 175H94V174H93ZM95 175H96V174H95ZM105 175H106V174H105ZM142 175H143V174H142ZM148 175H149V174H148ZM154 175H155V174H154ZM162 175H163V173H162ZM177 175H178V172H177ZM191 175H192V174H191ZM202 175H203V174H202ZM213 175H214V174H213ZM215 175H216V174H215ZM257 175H258V174H257ZM259 175H260V174H259ZM102 176H104V174H103ZM155 176H156V178H157V175H155ZM168 176H170V175H168ZM179 176H180V175H179ZM204 176H206V175H204ZM218 176H220V175H218ZM61 177H62V176H61ZM148 177H150V175H149ZM153 177H154V176H153ZM158 177H159V176H158ZM206 177H210V175H209V176H206ZM206 177H205V178H206ZM58 178H59V177H58ZM83 178H84V177H83ZM83 178H82V179H83ZM119 178H121V177H119ZM122 178H123V180H124V177H122ZM162 178H163V177H162ZM174 178H175V176H174ZM33 179H34V178H33ZM46 179L48 180V178H46ZM49 179H50V178H49ZM59 179H61V178H59ZM143 179H144V177H143ZM200 179H201V178H200ZM206 179H207V178H206ZM229 179H230V178H229ZM229 179H228V181H229ZM31 180H32V179H31ZM52 180H53V179H52ZM52 180H50V181L52 182ZM114 180H115V179H114ZM117 180H118V179H116V181H117ZM139 180H140V179H139ZM144 180H145V179H144ZM146 180H147V179H146ZM149 180H150V178H149ZM161 180H162V179H161ZM170 180H171V179H170ZM192 180H193V179H192ZM194 180H196V179L194 178ZM197 180H198V179H197ZM230 180H231V179H230ZM56 181H57V180H56ZM111 181H112V180H111ZM111 181H110V184H111ZM119 181H120V180H119ZM207 181H208V180H207ZM211 181H212V180H211ZM59 182H60V181H59ZM113 182H114V181H113ZM113 182H112V183H113ZM117 182H118V181H117ZM121 182H122V181H120V183H121ZM123 182H124V181H123ZM123 182H122V183H123ZM139 182H140V181H139ZM147 182H148V180H147ZM152 182H153V181H152ZM160 182H161V181H160ZM162 182H163V180H162ZM192 182H193V181H192ZM201 182H202V181H201ZM218 182H219V181H218ZM218 182H216V183H218ZM224 182H225V181H224ZM242 182L244 183L245 181H242ZM242 182H241V183H242ZM78 183H79V182H78ZM91 183H93V182H91ZM129 183H130V182H129ZM129 183H128V184H129ZM143 183L145 184L146 182H143ZM163 183L165 184V183H167V182L164 181ZM170 183H171V181H170ZM179 183H180V180H179ZM216 183L214 184V186H216ZM219 183H220V182H219ZM219 183H218V184H219ZM221 183H222V181H221ZM241 183H240V184H241ZM243 183H242V184H243ZM48 184H49V183H48ZM93 184H94V183H93ZM102 184H103L102 187H104V183H102ZM110 184H109V187H110ZM117 184H118V183H117ZM132 184H134V183H132ZM140 184H141V182H140ZM152 184H153V183H151V185H150V184H146V185H148V186H149V185L152 186ZM160 184H161V183H160ZM200 184H201V183H200ZM222 184H223V183H222ZM226 184H227V183H226ZM238 184H239V183H238ZM46 185H47V184H46ZM56 185H57V184H56ZM60 185H61V183H60ZM60 185H58V186H60ZM135 185H136V183H135ZM141 185H142V184H141ZM162 185H163V184H162ZM190 185H191V184H190ZM194 185H196V184H194ZM209 185H210V184H209ZM219 185H220V184H219ZM219 185H218V186H219ZM236 185H237V184H236ZM248 185H249V184H248ZM52 186H53V185H52ZM52 186H50V187H52ZM54 186H55V185H54ZM81 186H82V185H81ZM85 186H86V185H85ZM91 186H92V184H91ZM95 186H96V188L98 187L96 184H95ZM113 186H114V185H113ZM118 186H119V185H118ZM120 186H121V185H120ZM144 186H145V185H144ZM214 186H211V187L213 188ZM218 186H217V187H218ZM229 186H230V185H229ZM240 186H242V185H240ZM245 186H246V185H245ZM257 186H258V185H257ZM50 187H48V188H50ZM65 187H66V186H65ZM75 187H76V186H75ZM86 187H87V186H86ZM100 187H101V186H99V188H100ZM132 187H133V186H132ZM136 187H137V185H136ZM138 187H139V185H138ZM152 187H153V186H152ZM152 187H150V189H151ZM179 187H181V186L179 185ZM193 187H194V186H193ZM206 187H207V186H206ZM211 187L209 188L210 190H212ZM221 187H222V186H221ZM227 187H228V184H227ZM238 187H239V185L237 186V188H238ZM242 187H243V186H242ZM251 187H252V186H251ZM253 187H254V186H253ZM48 188H47V190H48ZM57 188H58V187H57ZM133 188H135V187H133ZM144 188H145V187H144ZM160 188H161V186H160ZM164 188H166V187H164ZM164 188H162V189H164ZM168 188H169V187H168ZM184 188H185V187H184ZM195 188H196V187H195ZM200 188H201V187H200ZM243 188H244V187H243ZM78 189H79V191L81 190L80 187H78ZM100 189H102V188H100ZM129 189H130V188H129ZM139 189H140V188H139ZM157 189H158V187H157ZM181 189H182V188H181ZM185 189H186V188H185ZM209 189H208V192L206 191L208 195H209V193H210V192H209ZM248 189H249V187H248ZM250 189H252V188H250ZM262 189H263V188H262ZM50 190H52V189L50 188ZM95 190H97V189H95ZM130 190H132V189H130ZM147 190H148V187H147ZM159 190H160V192H161V189H159ZM222 190H223V189H222ZM222 190H221V191H222ZM232 190H233V189H232ZM234 190H235V189H234ZM234 190H233V191H234ZM236 190H237V189H236ZM238 190H239V189H238ZM238 190H237V192H238ZM246 190H247V189H246ZM254 190H255V189H254ZM84 191H85V189H84ZM88 191H89V189H88ZM91 191H92V193H90V192H89V193L92 195L94 192H93L92 189H91ZM112 191H113V190H112ZM118 191H119V190H117V192H118ZM132 191L134 192V189H133ZM142 191H144V190H142ZM197 191H198V189H197ZM213 191H214V190H213ZM213 191H212V192H213ZM225 191H226V190H225ZM55 192H56V191H54V193H55ZM126 192L129 193L128 190H127ZM135 192H136V191H135ZM135 192H134V193H135ZM146 192H147V191H146ZM155 192H156V191H154V194H155ZM195 192H196V191H195ZM195 192H193V193H195ZM212 192H211V193H212ZM240 192H243V191L240 190ZM249 192H251V191H249ZM95 193H96V192H95ZM95 193H94V194H95ZM110 193H111V192H110ZM120 193H121V192H120ZM127 193H126V194H127ZM131 193H132V192H131ZM131 193H129V195H130ZM136 193H138V191H137ZM141 193H142V192H141ZM201 193H203V192H201ZM219 193H220V192H219ZM232 193H233V192H232ZM234 193H235V192H234ZM243 193H244V192H243ZM255 193H256V192H255ZM259 193H260V192H259ZM48 194H50V192H48ZM78 194H79V193H78ZM82 194H83V193H82ZM84 194H85V193H84ZM111 194H114V192L111 193ZM122 194H123V193H122ZM142 194H143V193H142ZM148 194H150V193H148ZM156 194H157V193H156ZM183 194H185V193H183ZM203 194H206V193L204 192ZM239 194H240V193H239ZM97 195H99V194H97ZM123 195H124V194H123ZM127 195H128V194H127ZM144 195H145V194H144ZM144 195H143V196H144ZM146 195H147V193H146ZM159 195H160V194H159ZM81 196H82V195H81ZM116 196H117V195H116ZM121 196H122V195H121ZM134 196H135V194H134ZM175 196H176V195H175ZM179 196H180V194H179ZM194 196H195V195H194ZM196 196H198V195H196ZM205 196H206V195H205ZM255 196H256V195H255ZM257 196H258V193H257ZM86 197H87V198L89 197L88 194H87ZM90 197H92V196H90ZM199 197H200V196H199ZM199 197H198V198H199ZM221 197H222V196H221ZM221 197H220V198H221ZM227 197H228V196H227ZM240 197H241V195H240ZM53 198H54V197H53ZM80 198H81V197H80ZM80 198H78L79 201H81ZM87 198H85V199H87ZM127 198H129V197H127ZM130 198H131V195H130ZM184 198H185V197H184ZM238 198H239V196H238ZM244 198H245V197H244ZM81 199H82V198H81ZM85 199H84V202H85ZM91 199H92V198H91ZM91 199L89 198V199H87L86 201H88V200L92 201ZM117 199H118V198H117ZM181 199H182V198H181ZM186 199H188V197H187ZM186 199H184V200H186ZM192 199H193V198H192ZM218 199H219V195H218ZM221 199H222V198H221ZM223 199H225V198L223 197ZM229 199H230V198H229ZM231 199H232V198H231ZM53 200H54V199H53ZM200 200H202V199H200ZM226 200H227V199H226ZM238 200H240V199H237L236 201H238ZM243 200H244V199H243ZM50 201H51V200H50ZM56 201H58V200H56ZM115 201H116V200H115ZM172 201H173V200H172ZM193 201H194V200H193ZM220 201H221V200H220ZM230 201H231V200H230ZM53 202H55V201H53ZM53 202H52V203H53ZM75 202H76V201H75ZM81 202H82V201H81ZM81 202H80V203H81ZM116 202H117V201H116ZM197 202H198V200H197ZM204 202H205V201H203V203H204ZM209 202H210V201H209ZM222 202H223V201H222ZM240 202H241V200H240ZM253 202H254V201H253ZM259 202H260V201H259ZM77 203H78V202H77ZM80 203H79L78 205H80ZM168 203H171V202H168ZM172 203L174 204V202H172ZM205 203H206V202H205ZM214 203H215V205H216V203H221V202H216V201H215ZM256 203H257V202H256ZM256 203H254V204H256ZM49 204H51V202H50ZM102 204H103V203H101V205H102ZM224 204L227 205V204H226V201L224 202ZM76 205H77V204H76ZM101 205H100V206H101ZM199 205H200V204H199ZM199 205H198L197 207H199ZM201 205H202V203H201ZM213 205H214V204H213ZM215 205H214V206H215ZM218 205H219V204H218ZM221 205H222V204H221ZM221 205H220V206H221ZM240 205H241V204H240ZM245 205H246V204H245ZM262 205H264V203H263ZM158 206H159V205H158ZM161 206H162V205H161ZM164 206H165V205H164ZM172 206H173V205H172ZM74 207H75V204H74ZM74 207H72V208H74ZM76 207L78 208V206H76ZM79 207H80V206H79ZM162 207H163V206H162ZM167 207H168V206H167ZM170 207H171V206H170ZM174 207H175V206H174ZM181 207H182V206H181ZM193 207H194V206H192V208H191V207H190V208L193 209ZM197 207L195 206L196 210H197ZM202 207H203V206H202ZM215 207H216V206H215ZM215 207H214V208H215ZM218 207H219V206H218ZM221 207H222V206H221ZM223 207H224V206H223ZM57 208H58V207H57ZM157 208H158V207H157ZM160 208H161V207H160ZM168 208H169V207H168ZM188 208H189V206H188ZM227 208H228V207H227ZM237 208H238V207H237ZM237 208H236V209H237ZM254 208H255V207H254ZM90 209H92V208H90ZM170 209H171V208H170ZM191 209H190V211H191ZM216 209H217V207H216ZM221 209H222V208H221ZM239 209H240V208H239ZM245 209H246V208H245ZM258 209H259V208H258ZM261 209H262V208H261ZM56 210H57V209H56ZM158 210H159V208H158ZM188 210H189V209H188ZM196 210H195V211H196ZM204 210H205V209H204ZM209 210H210V209H209ZM209 210H208V211H209ZM219 210H220V207H219ZM243 210H244V209H243ZM263 210H264V209H262V213H264ZM76 211H77V210H76ZM76 211H75V213H76ZM160 211H161V210H160ZM192 211H193V210H192ZM240 211H241V209H240ZM240 211L238 210V212H240ZM256 211H257V210H256ZM78 212H79V211H78ZM78 212H77V213H78ZM196 212H197V211H196ZM198 212H199V211H198ZM205 212H206V211H205ZM217 212H218V211H217ZM221 212H222V211H221ZM221 212H219V213H221ZM257 212H258V211H257ZM79 213H80V212H79ZM92 213H93V212H92ZM92 213H91V214H92ZM191 213H192V212H191ZM202 213H203V212H202ZM207 213H208V212H207ZM211 213H212V212H211ZM228 213H229V212H228ZM245 213H246V212H244V214H245ZM88 214H90V212H89ZM91 214H90V215H91ZM195 214H196V213H195ZM208 214H210V213H208ZM229 214H230V213H229ZM241 214H242V213H241ZM258 214H261V212L258 213ZM196 215H197V214H196ZM201 215H202V214H201ZM205 215H206V214H205ZM239 215H240V214H239ZM262 215H263V214H262ZM77 216H78V214H77ZM86 216H87V215H86ZM192 216H193V213H192ZM199 216H200V215H199ZM206 216H207V215H206ZM256 216H258V215H256ZM75 217H76V216H75ZM161 217H163V216H161ZM203 217H204V216H203ZM215 217H216V216H215ZM76 218H77V217H76ZM191 218H192V217H191ZM199 218H200V217H199ZM218 218L220 219V216H219ZM233 218H234V215H233ZM257 218H258V217H257ZM54 219H55V218H54ZM165 219H167V217H166ZM196 219H197V218H196ZM221 219H222V218H221ZM259 219H260V218H259ZM261 219H263V217H262ZM85 220H86V219H85ZM107 220H108V219H107ZM109 220H110V218H109ZM204 220H205V219H204ZM206 220H207V219H206ZM224 220H225V219H224ZM201 221H202V220H201ZM231 221H232V220H231ZM52 222H53V221H52ZM56 222H57V220H56ZM82 222H83V221H82ZM195 222H197V221H195ZM208 222H209V221H208ZM218 222H219V221H218ZM256 222H257V220H256ZM259 222L262 223L261 221H259ZM198 223H199V222H198ZM54 224H55V222H54ZM165 224H166V223H165ZM255 224H256V223H255ZM51 225H52V223H51ZM171 225H172V224H171ZM195 225H196V224H195ZM161 226H163V225H161ZM167 226H168V225H167ZM54 227H55V226H54ZM262 227H263V226H262ZM165 228H166V227H165ZM51 229H52V228H51ZM52 230H53V229H52ZM205 230H206V229H205ZM163 231H165V230H163ZM52 232H53V231H52ZM158 232H161V231H158ZM165 232H166V231H165ZM165 232H164V233H165ZM170 232H171V231H170ZM172 232H173V234H174V231H172ZM198 232H199V231H198ZM168 233H169V232H168ZM52 234H53V233H52ZM143 234H144V232H143ZM157 234H158V233H157ZM175 234H177V233L175 232ZM198 234H201V235H202L203 233H198ZM205 234H207V233L204 232V235H205ZM209 234H210V233H209ZM162 235H163V234H162ZM141 236H142V235H141ZM163 236H164V235H163ZM198 236H200V235H198ZM198 236H195V237H198ZM207 236H208V235H207ZM165 237H166V236H165ZM169 237H170V236H169ZM210 237H211V236H210ZM153 238H154V237H153ZM155 238L158 239V238H157V235H155ZM155 238H154V239H155ZM171 238H172V236H171ZM202 238H203V236H202ZM205 238H206V237H205ZM205 238H204V239H205ZM204 239H203V241H204ZM207 239H208V238H207ZM207 239H206V240H207ZM208 240H209V239H208ZM208 240H207V241H208ZM196 241H198L199 244H200V242H201V241H199V239H197ZM140 242H141V241H140ZM204 242H205V241H204ZM201 243L203 244V242H201ZM206 243H207V242H206ZM141 244H142V243H141ZM204 244H205V243H204ZM204 244H203L202 246H205V245H206V244H205V245H204ZM223 244H224V243H223ZM226 244H227V243H226ZM229 244H230V243H229ZM233 245H234V244H233ZM221 246H222V245H221ZM235 246H236V245H235ZM197 247H198V246H197ZM201 249H203V248H201ZM208 249H209V248H207V249H205V250L209 251ZM65 250H66V248H65ZM151 250H152V249H151ZM198 250H200V249H198ZM203 250H204V249H203ZM205 250H204V251H205ZM66 251H68V250H66ZM152 251H153V250H152ZM204 251H203V254L205 253ZM210 251H211V250H210ZM63 252H64V251H63ZM140 252H141V251H140ZM145 252H147V251H145ZM149 252H150V250H149ZM225 252H226V251H225ZM215 253H216V252H215ZM67 254H68V252H67ZM140 254H141V253H140ZM140 254H139V255H140ZM153 254H155V251H153ZM205 254H206V253H205ZM63 255H64V253H63ZM69 255H70V254H69ZM69 255H68V257H69ZM144 255H145V254H144ZM150 255H152V254L150 253ZM150 255H149V257H150ZM198 255H199V254H198ZM201 255H202V254H201ZM66 256H67V255H66ZM152 256H153V255H152ZM154 256H155V255H154ZM203 256H204V255H202V257H203ZM54 257H55V256H54ZM56 257H57V256H56ZM56 257H55V258H56ZM73 257H74V256H73ZM73 257H72V258H73ZM204 257H205V256H204ZM208 257H209V256H208ZM70 258H71V257H70ZM142 258H143V257H142ZM212 258H213V257H212ZM200 259H201V258H200ZM238 259H241V258H238ZM54 260H56V259H54ZM58 260H59V256H58ZM144 260H145V258H144ZM201 260H203V259H201ZM204 260H205V259H204ZM214 260H215V259H214ZM243 260H244V259H243ZM65 261H66V260H65ZM217 261H218V259H217ZM146 262H148V261H146ZM146 262H145V264H147ZM206 262H207V261H206ZM242 262H243V261H242ZM55 263H56V262H55ZM142 263H143V262H142ZM203 263H204V262H203ZM143 264H144V263H143ZM148 264H149V263H148Z\"/></svg>", "mask_w": 264, "mask_h": 264}]
</instances>
